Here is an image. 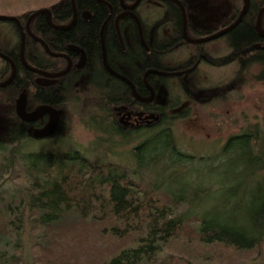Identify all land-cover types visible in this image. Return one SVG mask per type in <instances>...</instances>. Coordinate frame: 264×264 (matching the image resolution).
I'll return each instance as SVG.
<instances>
[{
    "label": "trees",
    "instance_id": "1",
    "mask_svg": "<svg viewBox=\"0 0 264 264\" xmlns=\"http://www.w3.org/2000/svg\"><path fill=\"white\" fill-rule=\"evenodd\" d=\"M119 1L73 0V4L71 0H59L53 6H44L49 9V20L53 24L64 25L70 21L72 4L76 17L74 25L66 29L52 28L46 22L45 14L40 12L28 21L31 33L41 40L24 32L21 52L26 64L35 70L22 65L19 60L21 36L17 26L12 28L17 36L13 44L16 47L14 75L5 86H0V104L8 106L7 136H0V264H21L18 262L21 255L14 250L12 252L11 248L26 229L30 235L24 237L32 239L30 251L34 264H167L174 254L183 256L189 264H196L195 260L207 262L206 259L215 256L231 259L238 255L243 258L253 252L258 247L256 245L264 243V194L255 210L240 212L251 225L239 226L219 219L212 211L196 213L186 210L183 202H190L191 193L196 194L197 191L191 182H179L177 187L166 189L159 188V181L144 185L141 178L133 177L134 170L130 166L110 161L104 155L88 157L78 148L25 151L21 147L22 141L36 137L35 129L46 125L49 112L43 110L35 118L24 119L16 109L19 96L23 95L22 109L26 114L37 110L41 104L51 105L56 110L66 108L74 83L85 76L94 98L90 104L94 111L89 118L92 126L109 134L115 133L120 138L141 133L150 127L130 149L136 156L137 168L160 162L163 169H173L176 161L192 160L191 155L177 148L171 132L170 124L177 114L169 112L167 115V107H171L169 102L160 103L156 99L158 92L160 97L168 92L172 97V88L176 86L179 89L178 83L154 85L153 98L140 101L132 95L128 83L109 73L101 61L103 46L105 62L111 68L117 67L115 61L119 60L136 69L129 50L123 48L122 31L116 34L113 26H108L110 19L102 27V39L99 37L102 20L109 8L111 15L119 11ZM233 1L236 6L242 5L238 0ZM84 8L92 12L90 19H83L80 15V9ZM257 8L258 5L252 4L247 8L241 21L232 28L231 39L227 34L223 35L224 44L230 51L220 57L208 56L210 60L207 62L211 66L230 62L237 76L249 68L248 65L259 64L255 49L243 51L244 47L253 46L258 36L254 29ZM168 11L174 12L171 7ZM123 23V20L118 22L120 29ZM69 42L79 43L84 48L86 55L82 65L76 67L78 57L72 51L69 55L74 64L65 73L57 75L55 83H38L35 80L38 68L55 73L66 67L64 53ZM135 42H132L134 46ZM197 46L191 42L170 44L161 55H168L176 49L196 55ZM50 51L57 54L52 55ZM249 52L251 55L247 57ZM10 69L7 63L0 80L5 79ZM119 70L124 71V68ZM252 77L254 81L263 78L258 70ZM215 86L219 85L202 87L186 84L184 88L192 93H197L200 88L202 91L199 93L208 94L214 93L215 89L221 90ZM134 88L145 90L142 85ZM125 105L133 110H153L160 114L148 125L119 124L116 107ZM250 134L242 131L226 138L222 145L225 160L234 142L241 140L247 149H251ZM159 136L165 137L164 142L158 141ZM158 159L163 162L156 161ZM5 181L9 184L2 187Z\"/></svg>",
    "mask_w": 264,
    "mask_h": 264
},
{
    "label": "rangeland",
    "instance_id": "2",
    "mask_svg": "<svg viewBox=\"0 0 264 264\" xmlns=\"http://www.w3.org/2000/svg\"><path fill=\"white\" fill-rule=\"evenodd\" d=\"M58 1L0 0V12H4L6 8L10 11L15 6H21L20 10L23 11L38 9L53 6ZM184 2L186 16L189 17L190 13L194 12L195 14L190 17L195 19L194 23L199 28L220 26L230 17L227 7L221 0H184ZM142 11L144 12L145 9L143 8ZM3 26L4 23H1L0 41L11 43L15 37L14 33L7 24L4 29ZM128 31L127 37L132 42V31ZM206 45L211 53H221L224 50L222 39L219 38L207 41ZM173 58L180 62L183 60V54H177ZM258 65H248L249 68L235 76V67L230 63L212 67L202 63L200 65L202 70H197L191 80L194 84L195 78L198 77L196 84L202 87L210 84L219 85L215 88L221 90L215 89L211 96L216 95L211 99L208 98L210 93H199L202 91L200 88L197 89V93H192L183 85H179L181 89L176 86L172 88V97H169V92L163 96L164 99L159 95L156 97L160 103L169 102L168 105L171 107H167V115L177 114L170 124L171 132L174 134L177 148L182 153L192 156V160L186 162L176 161L173 169H163L160 162L138 168L135 166L136 156L131 154L130 149L146 135L145 132L149 131L150 127L142 130L141 133L120 138L115 133L109 134L106 130H98L91 125L89 118L94 111L90 104L94 98L85 76H81L74 83L75 87L66 102V108L56 110V114L61 115L58 127L48 135L29 137L27 141H22L21 147L25 151L29 149L60 151L78 148L88 157H92L93 154L104 155L110 161L114 160L130 166L134 170L133 177L141 178L144 185L159 181V188L166 189L170 186L177 187L179 182H191L197 191L196 194L191 193L190 202H183L182 206L186 210L196 213L203 210L212 211L219 219H226L228 223L250 226L251 223L245 220L240 212L255 210L264 194V84L252 79V75L258 70ZM7 109L6 104H0V136H7ZM242 131L251 133L248 138L252 140L251 149H247L241 140L234 142L225 160L223 143L228 136ZM159 137L158 141L164 142L165 137ZM199 156L206 159H200ZM8 184L5 181L1 185L5 187ZM28 232L26 229L21 237H16L17 244L12 248L9 247L12 252L14 250L16 254L21 255V261H18L21 264H34L30 251L32 239L24 237L30 235ZM262 244L256 245L258 247L243 258L236 255L231 257V260L215 256L206 259L207 262L197 260L195 262L196 264H264V243ZM180 256L172 255L167 264H189L186 258Z\"/></svg>",
    "mask_w": 264,
    "mask_h": 264
},
{
    "label": "flooded vegetation",
    "instance_id": "3",
    "mask_svg": "<svg viewBox=\"0 0 264 264\" xmlns=\"http://www.w3.org/2000/svg\"><path fill=\"white\" fill-rule=\"evenodd\" d=\"M122 1L123 0L119 1L120 8H119V11L116 12V14L111 15L112 11H111V8H109V10H108L109 12L105 16L104 20H102V23L100 25L99 37L101 40L102 39V33H103L102 27H104L107 20L110 19L109 20L110 22H107L108 26L109 27L113 26L114 32H116V34L122 33L120 35V37H121V41L124 42L123 48L127 49V51L129 50L130 56L133 59L132 62H134L136 69L133 68L131 65L127 67L126 63L122 64V62H120L119 60L115 61V62H117L116 63L117 67H114V68H111L106 62H105L106 64L103 62L102 63L104 64V66L106 65L107 67H109L113 71L112 72L106 68V70L109 73H112V75H116V77H117V74H121L122 76H124V78H126V79H123L121 77H117V78L123 80L124 82L128 83L127 85L129 86L131 93H133L132 95L134 97H137L138 100L150 101L153 98L154 93H155L154 92V85H158L160 87L162 85L161 83H169V84L178 83V85H180V86L183 85V87L186 84L192 85L193 82H192L191 78L194 75H196L197 70H202L200 68V65L202 63L207 64L210 67L213 66V65L211 66L210 63L207 62L208 60H210L208 58V56L216 57L219 55V57H220L222 55L227 54L230 51L229 47H227L224 44L223 35L227 34L228 36H230V39L233 37L232 33H231L232 28L235 27V25L241 21L242 16H244L243 14L246 13L247 8H249L251 6V4L253 6L258 5V8L256 10L257 15L255 16V19H254V29H255L256 34L258 36H256L254 45L253 46L249 45L248 47H244L243 51L248 52V50L250 48L256 50V55L258 56L257 58L259 61L258 62L259 63L258 72L260 71L261 76H263V78L260 80V82H262L264 84V0H238L240 2L239 4H242L239 6H236L235 5L236 3H234L233 0H221V1H223L222 2L223 5H225L227 7L230 17H228L223 23H221L220 26H214V27H210V28H208V27H205V28L197 27V25L194 23L195 19L194 18L191 19V17H190L191 15L195 14L194 12H193V14L190 13L189 17L186 16V12H185V8H186L185 5L186 4H185L184 0H137L136 4L133 5L130 9H124L123 6H126L127 4H131V3L135 2L136 0H132V1L126 2V3H123ZM168 1H170V2H168ZM71 2L74 4L73 0H71ZM73 4H72V13L74 14V21H75L76 11H75V7ZM246 4H248L246 6V9L243 11L240 18L237 20V22L231 26V28H228L227 30L222 32L221 35H219V36L216 35V36H213L211 38V39H214V38L222 39L224 50L221 53H219V52L218 53H215V52L211 53L207 50L208 48H206L207 47L206 43H207V41L210 42L211 39L201 40L200 42L190 40V39H197V38L201 39V37H204L207 35L210 36L212 33L216 32L217 30L220 31L221 28L226 27L227 25L229 26L231 24V22L239 15L242 7ZM20 7L21 6H15V7H12L10 9V11L7 10V8L4 9V12L1 11L0 16L3 15L6 17L0 18V24L4 23V26H5V24H7V26L10 27V31L13 33H14V30L12 28L14 26H17L16 28L18 29L20 36H21V30H22V36H24V32H27L33 38L34 37L33 35H35V34L34 33L32 34L31 31L29 30L28 21L35 15V14L32 15L31 18L29 17V16H31V13L34 10L31 13H28L26 11H23V9L20 10ZM169 7L173 8V10H174L173 13L168 11ZM238 7H240V8H238ZM42 8H47V7H42ZM42 8H40V9H42ZM143 8L145 9L144 12L142 11ZM84 9H87V8H84ZM84 9H80V11H79L80 15L82 16L83 19H90L92 12L90 11V9H87L90 12L89 15L83 16L82 11H84ZM130 11H132L134 13V15L136 16V18L139 20L138 23H139L140 30H138V25L136 24L137 21L134 20V17ZM40 13H44V11L40 12ZM48 14H49V9H48ZM73 14H71L70 21L64 25L58 24V23H54V24L51 23V21L49 20L50 14L48 15V21H47L46 17H45V20L48 24H50V26H52V28L59 27L62 29H66V28L70 27L71 25H74V21H73V24H70ZM257 18H258V24H259L258 27L260 28V30H258L256 28L257 25H255V21ZM121 20L124 21L122 29L119 28V24H118V22H120ZM25 22L28 25L27 30L24 28ZM4 26L2 27L3 29H4ZM3 29H1L2 32H4ZM128 30L132 31L131 32V41L132 42L136 41L135 42L136 46H134L132 44V42L129 41V39L127 37V33L129 34ZM183 33L185 34V37L183 36ZM14 36L17 37L15 35V33H14ZM35 36L40 38L38 35H35ZM15 37L11 43L6 44L5 42L0 41V75L1 76H3L5 73V72L2 73V71L6 68L7 63L10 65L11 69L14 70V68H15L14 63H13L14 58H16L15 57V50H16L15 48L16 47H15V45H13L14 41H15ZM21 37H19L20 38V41H19L20 42V44H19L20 48L18 50V57H20L19 60L22 62L24 57L22 58L21 49L23 48V46H22L23 38H21ZM36 37H34V38L37 39ZM37 40H39V39H37ZM183 42L196 43L198 45L197 48H199L198 53L196 55H194V54L192 55L191 53L184 52L181 49L180 50L176 49V50L171 51L168 55H161V53L164 51V49L166 47H168L170 44L180 45V43H183ZM66 44H67L66 47L67 46L69 47V48L67 47L68 49L66 50V53H64L66 55V58H67V63L69 61L70 66H72V64H74V62L73 63L71 62V57H70L71 55H69V53L70 52L72 53V51H73L74 54L75 55L77 54L76 56L78 57V61L75 64L76 67L79 65H82V62L84 61V57L86 55L85 54L86 52L84 51V48L81 46V44H79V43L73 44V42H69ZM102 51L104 53L103 46H102ZM102 51H101V53H102ZM180 53L183 54V60H181L179 62V60L176 61L173 57L177 54L180 55ZM55 54H57V52L52 53V55H55ZM102 54H101V61H102ZM105 54H104V60H105ZM250 55H251V53L249 52L246 56L248 57ZM139 57L142 58L141 59L142 61L139 60L140 59ZM138 60H139V62H137ZM118 63H119L120 68L121 67L124 68V71L119 70L120 68L118 67ZM229 63L230 62H228L227 64H229ZM24 64L26 65V67H28L25 61H24V63L22 62V65H24ZM66 66H67V64H66ZM11 69H10L8 75H6L5 79L9 76ZM33 70H35V69H33ZM42 71L44 73H46V72L53 73V72L44 71L43 69L38 68L36 71L37 74L35 75L36 79L38 77H43L41 75ZM56 72H58V71H56ZM13 75H14V73H13ZM131 75L133 76L132 79H131ZM174 76H176L177 78L175 79ZM56 77H54V76L48 77L50 80H52L50 83H53V82L55 83L56 79H57ZM195 79H196V81L194 82V84H196L198 82L197 79H199V78L197 77ZM4 80H0V81L3 82ZM135 85H137L138 87H140L141 85L145 86V90H141V88H140V90L135 89L134 88ZM4 86H5V84H4ZM179 89H181V88L179 87ZM157 94L159 95V92ZM214 95H216V94H214ZM214 95H212V96H214ZM212 96L210 93L208 98L211 99ZM163 99H164V97H163ZM204 99H207V98H204ZM52 108H54V107H52ZM55 110H56V108H55ZM116 111L118 113V116H117L118 123L119 124H129V125H135V124H140V125L146 124V125H148L151 123L153 118H157L158 114H160L158 111H153V110L152 111H149L146 109L133 110V108L128 107V105H125L122 107H116ZM142 113H150V114L154 113L155 116L152 119H150L149 117H145V118L140 119V116L142 115ZM60 117H61V115L56 114L57 119L55 120V123L53 126L54 129H52V131L58 127L59 122L61 121ZM147 120H149V121L147 122ZM46 124H47V122H46ZM39 128H41V127H39Z\"/></svg>",
    "mask_w": 264,
    "mask_h": 264
},
{
    "label": "water",
    "instance_id": "4",
    "mask_svg": "<svg viewBox=\"0 0 264 264\" xmlns=\"http://www.w3.org/2000/svg\"><path fill=\"white\" fill-rule=\"evenodd\" d=\"M136 2H137V0L135 1V2H133V3H131V4H127L126 6H123V8L124 9H130L133 5H135L136 4ZM248 4H246V5H244L243 7H242V9H241V11H240V13H239V15L231 22V24L228 26H226V27H223V28H221V30L219 31V30H217L216 32H214V33H212L210 36H204V37H201V39H190L191 41H198V42H200L201 40H205V39H211L213 36H216V35H221V33L222 32H224L225 30H227L228 28H231V26L232 25H234L236 22H237V20L240 18V16H241V14L243 13V11L246 9V6H247ZM44 11V13L46 14L45 15V17H46V19H47V21H48V9L47 8H42V9H36V10H34L32 13H31V16H29L30 18L32 17V15H34V14H36V13H38V12H43ZM83 12V16H85V15H89V11L87 10V9H84V11H82ZM131 12V14L133 15V17H134V20H136L137 22H136V24L138 25V30H140V27H139V23H138V19L136 18V16L134 15V13L132 12V11H130ZM1 17H6V16H3V15H1L0 16V18ZM73 21H74V14H73V16H72V20H71V22H70V24H73ZM69 25V24H68ZM255 25H257L256 26V28L258 29V30H260V28L258 27L259 26V24H258V18L256 19V21H255ZM27 23L25 22V24H24V28L27 30L28 28H27ZM21 36H22V30H21ZM34 37H36L35 35H33ZM183 36L185 37V34L183 33ZM24 36H22L21 38H23ZM37 39H39V40H41L40 38H38V37H36ZM189 40V41H190ZM45 45V44H44ZM45 47H46V45H45ZM102 53H103V51H102ZM104 54L105 53H103L102 54V62L103 63H105V60H104ZM23 58V57H22ZM21 58V59H22ZM22 62L24 63V61L22 60ZM106 64V63H105ZM28 67H30L31 69L33 68V67H31V66H29V65H27ZM70 66V62L68 61V63H67V66L65 67V68H63L62 70H60V71H58V72H56V73H48V72H46V73H44L43 71L41 72V75L43 76V77H38L36 80H37V82H39V83H43V84H46V83H50L52 80H50L48 77H51V76H54V77H56L57 75H59V74H62V73H65L66 72V70L68 69V67ZM106 66V65H105ZM106 68L107 69H109L110 71H112L109 67H107L106 66ZM113 72V71H112ZM13 73H14V70L13 69H11V72H10V74H9V76L2 82V81H0V86H4V84H6L9 80H11L12 78V76H13ZM117 74V73H116ZM117 77H121V78H123V79H126V78H124V76H122L121 74H117ZM23 95L21 94L20 96H19V100L17 101V104H16V109H17V112H18V114L19 115H21V116H23L24 117V119H30V118H35L38 114H40L43 110H45V111H47V112H49V119H48V121H47V124L46 125H44L43 127H41V128H38V130H35V131H33V133L36 135V136H38V135H48L51 131H52V129H54L53 128V126H54V123H55V120L57 119L56 118V110H55V108H52L50 105H44V104H41L40 106H38L37 107V110H33V111H31V112H28L27 114L26 113H24V111H23V109H22V103H23ZM155 115H154V113H152V114H150V113H142V115L140 116V119H142V118H145V117H149L150 119H152L153 117H154Z\"/></svg>",
    "mask_w": 264,
    "mask_h": 264
}]
</instances>
